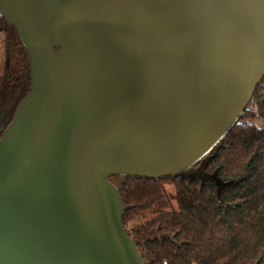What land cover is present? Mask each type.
I'll use <instances>...</instances> for the list:
<instances>
[{"label": "water", "instance_id": "obj_1", "mask_svg": "<svg viewBox=\"0 0 264 264\" xmlns=\"http://www.w3.org/2000/svg\"><path fill=\"white\" fill-rule=\"evenodd\" d=\"M30 88L0 137V264H145L109 179L208 157L264 79V0H0Z\"/></svg>", "mask_w": 264, "mask_h": 264}, {"label": "trees", "instance_id": "obj_2", "mask_svg": "<svg viewBox=\"0 0 264 264\" xmlns=\"http://www.w3.org/2000/svg\"><path fill=\"white\" fill-rule=\"evenodd\" d=\"M0 33L1 120L28 94L30 72L26 50L1 17ZM114 185L123 227L145 264H264V79L232 131L200 163L175 177L121 176Z\"/></svg>", "mask_w": 264, "mask_h": 264}, {"label": "rangeland", "instance_id": "obj_3", "mask_svg": "<svg viewBox=\"0 0 264 264\" xmlns=\"http://www.w3.org/2000/svg\"><path fill=\"white\" fill-rule=\"evenodd\" d=\"M3 41H4V35L0 33V78L2 77L4 73L5 64H6V56H5V52L3 49ZM120 177L121 176H118L115 180H111V183L114 184L116 181L120 180ZM166 189L168 193L173 194V189L171 187H167ZM172 206L174 209H176L174 202L172 203Z\"/></svg>", "mask_w": 264, "mask_h": 264}, {"label": "flooded vegetation", "instance_id": "obj_4", "mask_svg": "<svg viewBox=\"0 0 264 264\" xmlns=\"http://www.w3.org/2000/svg\"><path fill=\"white\" fill-rule=\"evenodd\" d=\"M13 113H12V115L9 114V116L1 118V120H0V135H2V132L4 131V129L6 127V122L4 119H11L13 117Z\"/></svg>", "mask_w": 264, "mask_h": 264}, {"label": "built area", "instance_id": "obj_5", "mask_svg": "<svg viewBox=\"0 0 264 264\" xmlns=\"http://www.w3.org/2000/svg\"><path fill=\"white\" fill-rule=\"evenodd\" d=\"M252 106H253L254 111H256V106L255 105H252ZM243 123H245L246 125H251L254 128H256V129L259 128L258 124H256L255 122L243 121Z\"/></svg>", "mask_w": 264, "mask_h": 264}]
</instances>
